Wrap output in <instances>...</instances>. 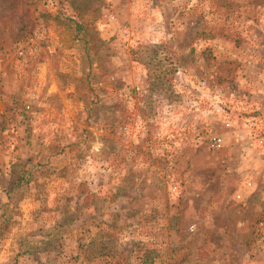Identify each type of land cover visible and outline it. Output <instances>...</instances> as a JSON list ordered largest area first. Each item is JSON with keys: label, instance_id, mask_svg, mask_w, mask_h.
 <instances>
[{"label": "rangeland", "instance_id": "1", "mask_svg": "<svg viewBox=\"0 0 264 264\" xmlns=\"http://www.w3.org/2000/svg\"><path fill=\"white\" fill-rule=\"evenodd\" d=\"M263 122L264 0H0V264H264Z\"/></svg>", "mask_w": 264, "mask_h": 264}, {"label": "trees", "instance_id": "2", "mask_svg": "<svg viewBox=\"0 0 264 264\" xmlns=\"http://www.w3.org/2000/svg\"><path fill=\"white\" fill-rule=\"evenodd\" d=\"M21 183H22V180H19L17 182H15L10 188L9 190L11 191H21L22 187H21Z\"/></svg>", "mask_w": 264, "mask_h": 264}, {"label": "built area", "instance_id": "3", "mask_svg": "<svg viewBox=\"0 0 264 264\" xmlns=\"http://www.w3.org/2000/svg\"><path fill=\"white\" fill-rule=\"evenodd\" d=\"M262 130H264V122H263V124H262Z\"/></svg>", "mask_w": 264, "mask_h": 264}]
</instances>
